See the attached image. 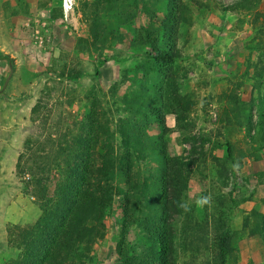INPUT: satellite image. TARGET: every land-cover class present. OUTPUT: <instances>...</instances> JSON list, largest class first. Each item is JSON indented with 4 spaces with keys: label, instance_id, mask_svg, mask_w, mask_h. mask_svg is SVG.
<instances>
[{
    "label": "rangeland",
    "instance_id": "374dc122",
    "mask_svg": "<svg viewBox=\"0 0 264 264\" xmlns=\"http://www.w3.org/2000/svg\"><path fill=\"white\" fill-rule=\"evenodd\" d=\"M82 1L89 0H77L75 19L65 21L51 17L61 0H0V45L16 59V91L31 92L18 116L23 128L7 164L15 189L0 202V264L22 256L21 249L7 240V225H36L42 208L51 211L61 180L62 154L82 143L91 116L104 110L113 123L115 144L120 142L121 101L130 85L141 80L135 67L145 61L146 54L133 49L131 42L147 19L140 15L126 27L122 42L105 53L106 63L99 67L95 53L75 52L77 39L88 38L79 13ZM181 1L190 10V21L181 30L180 63L187 75L180 74L179 84L194 105L183 115L174 110L167 114L163 135L167 154L181 158L185 175L182 203L188 210L176 225L178 264H213L204 243L227 230L238 238L236 264H264L260 234L264 232V150L257 151L258 143L245 129L224 122L226 113L233 114L231 104L217 98L230 97L239 107L251 105L256 124L260 98H264V56L255 46L257 38L264 37V23L258 16L264 15V0L256 8L258 14L247 15L227 12L237 0H199L200 7L194 0ZM61 69L82 76L71 80L65 74L63 78ZM124 72L128 82L122 79ZM157 79L148 82L150 96ZM114 85L116 93L111 90ZM93 90L98 97L91 95ZM146 132L152 142L161 136L153 122ZM226 143L236 148L237 162L230 168L227 187H222L213 159H226ZM42 177L46 179L44 197L33 187ZM201 197H209L210 202L199 206ZM104 220V239L95 245L91 264L118 263L116 246L123 223L120 199L105 212Z\"/></svg>",
    "mask_w": 264,
    "mask_h": 264
},
{
    "label": "trees",
    "instance_id": "16d2710c",
    "mask_svg": "<svg viewBox=\"0 0 264 264\" xmlns=\"http://www.w3.org/2000/svg\"><path fill=\"white\" fill-rule=\"evenodd\" d=\"M261 0H237L227 8L233 14H252ZM196 7L202 6L194 0ZM189 8L181 0H89L79 4L88 38L77 39L78 55L95 53L98 66L106 63L105 53L122 42L123 30L140 15L147 19L131 42L138 52H145V61L135 67L141 80L133 83L123 97V117L119 122L120 142L115 144L112 121L102 110L91 116L88 133L82 143L60 159L61 180L56 186V201L49 212L42 208L36 225L6 227L7 240L22 251L21 258L8 264H91L95 245L104 239V214L117 199L122 207L123 223L116 246L117 264H178L176 225L183 217L182 190L185 175L179 157L166 152L163 135L166 116L172 110L179 115L194 105L182 94L180 74L184 54L180 43L181 30L189 24ZM258 14V13H256ZM62 17L61 5L51 13L53 19ZM264 23V15H258ZM264 56V37L255 43ZM64 70V69H63ZM61 69L60 76L78 80L81 72ZM156 75V76H155ZM154 96L148 94V82ZM122 79L128 82L126 72ZM111 90L116 93L117 85ZM260 94L256 86L253 88ZM98 97L93 90L91 93ZM231 104L228 125L245 129L264 150V98L261 99L258 120L252 119V107H239L230 97H217ZM99 99V98H97ZM68 106H72L69 101ZM161 130L156 142L146 132L149 123ZM253 134V135H252ZM227 144L226 159L214 158L217 178L227 187L231 167L236 165V148ZM242 158H247L242 155ZM46 179L34 181V190L46 194ZM230 197L233 194L230 193ZM222 199V197H218ZM43 207V206H42ZM264 242V232H261ZM237 235L230 230L212 236L204 246L213 264H236Z\"/></svg>",
    "mask_w": 264,
    "mask_h": 264
},
{
    "label": "water",
    "instance_id": "95a60500",
    "mask_svg": "<svg viewBox=\"0 0 264 264\" xmlns=\"http://www.w3.org/2000/svg\"><path fill=\"white\" fill-rule=\"evenodd\" d=\"M17 70L16 59L0 45V202L15 189L7 174V164L23 128L18 116L31 97V92L16 91Z\"/></svg>",
    "mask_w": 264,
    "mask_h": 264
},
{
    "label": "built area",
    "instance_id": "2783aa9c",
    "mask_svg": "<svg viewBox=\"0 0 264 264\" xmlns=\"http://www.w3.org/2000/svg\"><path fill=\"white\" fill-rule=\"evenodd\" d=\"M77 0H61L62 17L65 21H73L76 16Z\"/></svg>",
    "mask_w": 264,
    "mask_h": 264
},
{
    "label": "clouds",
    "instance_id": "9594fccd",
    "mask_svg": "<svg viewBox=\"0 0 264 264\" xmlns=\"http://www.w3.org/2000/svg\"><path fill=\"white\" fill-rule=\"evenodd\" d=\"M209 202H210V198L209 197H201V199L197 201V204L199 206H203V205H205V204H207ZM183 207H185L186 211L188 210V208L186 206H183Z\"/></svg>",
    "mask_w": 264,
    "mask_h": 264
}]
</instances>
